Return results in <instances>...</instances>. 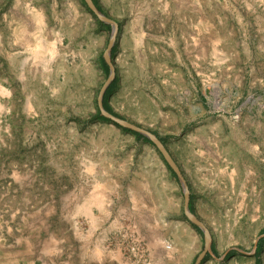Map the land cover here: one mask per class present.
I'll list each match as a JSON object with an SVG mask.
<instances>
[{
    "label": "rangeland",
    "instance_id": "rangeland-1",
    "mask_svg": "<svg viewBox=\"0 0 264 264\" xmlns=\"http://www.w3.org/2000/svg\"><path fill=\"white\" fill-rule=\"evenodd\" d=\"M95 1L0 0V264H264V0Z\"/></svg>",
    "mask_w": 264,
    "mask_h": 264
},
{
    "label": "water",
    "instance_id": "water-1",
    "mask_svg": "<svg viewBox=\"0 0 264 264\" xmlns=\"http://www.w3.org/2000/svg\"><path fill=\"white\" fill-rule=\"evenodd\" d=\"M85 2L87 3V5L91 9V11L94 14H96V16H98V18L100 20H102L103 22L113 26L112 31H113L114 36H115L117 31H118V24L113 22L112 20L108 19L107 17H105L104 14L102 12H100V10L97 8V6L95 5L93 0H85ZM113 45H114V38L111 41V44H110V47H109L107 54L105 55V60L108 64V66L110 67V75H109V78H108L106 84L104 85V87L100 93V97H99L100 114L105 119L110 120L111 122L121 126L122 128L128 129L130 131H133V132L143 136L144 138H147L150 142H152L158 148V150L163 154L165 160L167 161V163L169 164L171 169L175 172V174L180 178V180L183 183V186L185 188L186 213H187L188 219L192 223L197 225L199 228H201L206 233V230L204 229V227L197 221L195 216L190 211V201H191L190 193H189V191L185 185L184 180L182 179V176L179 172V169L177 168L176 164L174 163V161L172 160V158L170 157L168 152L165 150L164 146L161 144L160 140L157 139L151 133H148V132H146V131H144V130H142V129H140V128L124 121V120H121L112 114H110L104 108L103 100H104L105 93H106L107 89L110 87V85L112 84V82L115 80V71H114V68H113V66L111 64V60H110V52H111V49L113 48ZM209 249L210 250L212 249V242L210 240V237L206 233V249H205V252L199 257L196 264H201L205 255L208 253Z\"/></svg>",
    "mask_w": 264,
    "mask_h": 264
},
{
    "label": "trees",
    "instance_id": "trees-1",
    "mask_svg": "<svg viewBox=\"0 0 264 264\" xmlns=\"http://www.w3.org/2000/svg\"><path fill=\"white\" fill-rule=\"evenodd\" d=\"M93 1H94L95 5L97 6V8L100 10V12H102V10H101L100 7L98 6L97 2H96L95 0H93ZM104 68H105V71H106L107 73H109V67H108L107 65H104ZM116 84H117V81L114 80V81L112 82V84L110 85V87L107 89V91H106V93H105V96H104L103 104H104V108L106 109L107 112H109L110 114H112V115L118 117V115L114 113V111L112 110V108H111L110 105H109V98H110V96L112 95V93H113V91H114V89H115V87H116ZM118 118H119V117H118ZM97 119H103V120H105V118L102 117L100 113L98 114ZM135 135H136L138 138H143V137H142L141 135H139V134H135ZM260 249H261V244H260V246L258 247L257 252H256V257H257V258H258V254H259L260 251H261ZM226 257H227V258L232 257V253H228V254L226 255ZM256 264H260L259 261H258Z\"/></svg>",
    "mask_w": 264,
    "mask_h": 264
},
{
    "label": "bare ground",
    "instance_id": "bare-ground-1",
    "mask_svg": "<svg viewBox=\"0 0 264 264\" xmlns=\"http://www.w3.org/2000/svg\"><path fill=\"white\" fill-rule=\"evenodd\" d=\"M52 44H50V46L48 47V54L53 57L56 55V53L54 52V50L52 49Z\"/></svg>",
    "mask_w": 264,
    "mask_h": 264
}]
</instances>
